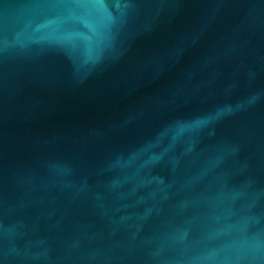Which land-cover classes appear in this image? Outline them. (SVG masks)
Segmentation results:
<instances>
[{"label":"water","instance_id":"95a60500","mask_svg":"<svg viewBox=\"0 0 264 264\" xmlns=\"http://www.w3.org/2000/svg\"><path fill=\"white\" fill-rule=\"evenodd\" d=\"M0 264H264V0H0Z\"/></svg>","mask_w":264,"mask_h":264}]
</instances>
